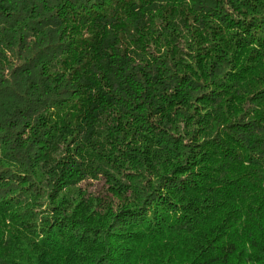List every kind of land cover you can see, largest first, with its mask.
Returning <instances> with one entry per match:
<instances>
[{
  "label": "trees",
  "instance_id": "16d2710c",
  "mask_svg": "<svg viewBox=\"0 0 264 264\" xmlns=\"http://www.w3.org/2000/svg\"><path fill=\"white\" fill-rule=\"evenodd\" d=\"M0 264H264V0H0Z\"/></svg>",
  "mask_w": 264,
  "mask_h": 264
},
{
  "label": "rangeland",
  "instance_id": "374dc122",
  "mask_svg": "<svg viewBox=\"0 0 264 264\" xmlns=\"http://www.w3.org/2000/svg\"><path fill=\"white\" fill-rule=\"evenodd\" d=\"M83 187L87 189L92 194H103L107 191V183L104 178H100L99 180H90L83 183ZM113 200H117L115 197H111Z\"/></svg>",
  "mask_w": 264,
  "mask_h": 264
}]
</instances>
